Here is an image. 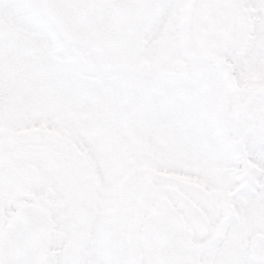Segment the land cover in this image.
I'll list each match as a JSON object with an SVG mask.
<instances>
[{
  "label": "flooded vegetation",
  "instance_id": "obj_1",
  "mask_svg": "<svg viewBox=\"0 0 264 264\" xmlns=\"http://www.w3.org/2000/svg\"><path fill=\"white\" fill-rule=\"evenodd\" d=\"M180 137L185 185L218 197L169 203L198 264H264V0H0V249L35 206L41 264H149Z\"/></svg>",
  "mask_w": 264,
  "mask_h": 264
},
{
  "label": "water",
  "instance_id": "obj_2",
  "mask_svg": "<svg viewBox=\"0 0 264 264\" xmlns=\"http://www.w3.org/2000/svg\"><path fill=\"white\" fill-rule=\"evenodd\" d=\"M149 219L145 233L149 264H198L180 219L168 202H159ZM45 227L39 208H23L16 224L4 234L0 264H41L47 235Z\"/></svg>",
  "mask_w": 264,
  "mask_h": 264
},
{
  "label": "rangeland",
  "instance_id": "obj_3",
  "mask_svg": "<svg viewBox=\"0 0 264 264\" xmlns=\"http://www.w3.org/2000/svg\"><path fill=\"white\" fill-rule=\"evenodd\" d=\"M88 110H90V113L95 116L99 117H106L105 114H107V110H105L104 106L98 105L97 107H94L93 104L89 105ZM195 118L197 117H190V125L189 127H186L187 129L193 130L198 129L196 126ZM208 119L212 117H207ZM178 120H174V125H177ZM188 124V122H187ZM209 127H207L208 129ZM121 129H118L120 131ZM178 147L176 148H169L168 152L164 151L163 153H159V164H158V175L156 178L153 179V187L151 190V193L147 195V200L151 199V196H155V200H166L171 205L175 206L179 202H183V191L184 189H187L190 193L193 190H195V186L193 187H187L185 185V178L184 175L188 171L189 168H191V172L194 173L196 176H201V171L198 169H194L187 161L189 160L186 156L185 149L186 147V140L183 138L178 139ZM187 169V170H186ZM195 171V172H194ZM146 176L142 177V180L145 181ZM178 194L177 199L171 200L169 199L170 194ZM194 197L196 198L197 202H200L201 204H205L207 207H213L217 205L218 197L217 195H210L205 196L203 193L199 192L196 188V191H194ZM148 203V202H147ZM154 203V201H153ZM151 204V203H150ZM144 204V208H145ZM145 210V209H144ZM239 240L242 244V248L246 246L247 243V217H246V211H243L240 215L239 219ZM242 253V259L240 258L239 263L240 264H248L247 263V249L246 247L240 251Z\"/></svg>",
  "mask_w": 264,
  "mask_h": 264
}]
</instances>
